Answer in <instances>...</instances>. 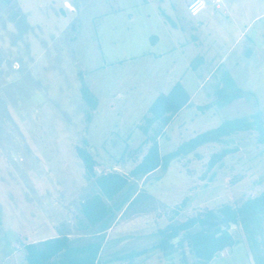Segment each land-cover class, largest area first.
<instances>
[{
  "label": "rangeland",
  "instance_id": "rangeland-1",
  "mask_svg": "<svg viewBox=\"0 0 264 264\" xmlns=\"http://www.w3.org/2000/svg\"><path fill=\"white\" fill-rule=\"evenodd\" d=\"M188 2L0 0V264H27L29 242L96 238L81 207L98 188L77 149H90L96 174L128 175L152 142L144 116L176 83L191 99L158 137L161 154L225 119L264 114V0L207 1L193 13ZM226 72L244 93L221 105ZM232 138L134 178L138 198L104 233L98 264H182L179 247L153 249L160 230L262 191L264 147L254 132ZM223 148L236 149L210 167ZM230 231L241 241L215 264H253L240 228Z\"/></svg>",
  "mask_w": 264,
  "mask_h": 264
},
{
  "label": "trees",
  "instance_id": "trees-1",
  "mask_svg": "<svg viewBox=\"0 0 264 264\" xmlns=\"http://www.w3.org/2000/svg\"><path fill=\"white\" fill-rule=\"evenodd\" d=\"M222 80L223 84L218 89V95L224 99L221 105L242 97L244 90L229 73L226 72ZM82 93L88 103L95 107V98L90 89L83 86ZM190 98V94L178 82L167 94L159 95L151 104L144 116V125L140 128L146 135L153 128V135L148 136L152 142L141 161L128 175L117 171L96 174L98 162L90 149H77L87 176L93 178L98 188L83 201L81 207L88 226L96 227V238L84 243H74L67 234H60L29 242L24 245L27 264H98L104 233L115 223L118 214L138 198L134 178H147L158 169L167 171L173 159L187 155L206 143H228L232 141L233 135L242 132H254L257 143L264 147V114L257 110L249 116L225 119L216 128L197 134L175 150L161 154L158 137L172 118L190 103ZM234 149L236 148H223L213 154L210 167ZM233 225L242 231L243 241L253 264H264V189L236 206L225 203L218 209L206 208L193 216L171 220L159 231L160 238L153 249L170 255L179 247L182 264H188L185 252L187 248L194 257L193 264H209L218 253L229 251L241 241L230 231ZM175 239H178L176 243L173 242Z\"/></svg>",
  "mask_w": 264,
  "mask_h": 264
},
{
  "label": "built area",
  "instance_id": "built-area-1",
  "mask_svg": "<svg viewBox=\"0 0 264 264\" xmlns=\"http://www.w3.org/2000/svg\"><path fill=\"white\" fill-rule=\"evenodd\" d=\"M207 1L211 2L212 5H214L216 8H221V1L222 0H189L187 4L188 10L193 13L198 10H200L202 7H204L207 3Z\"/></svg>",
  "mask_w": 264,
  "mask_h": 264
},
{
  "label": "crops",
  "instance_id": "crops-1",
  "mask_svg": "<svg viewBox=\"0 0 264 264\" xmlns=\"http://www.w3.org/2000/svg\"><path fill=\"white\" fill-rule=\"evenodd\" d=\"M224 5V3H222V6ZM222 6H221V8H222ZM242 34H243V31L241 32V33H239L238 34V38H240L241 36H242ZM191 99V98H190ZM123 211L124 210H122V212H120V214H119V216L123 213ZM118 216V217H119ZM131 222H133V220H130V221H128V222H126L125 224L127 225V224H130ZM53 237H55V236H53ZM49 238H51V237H49ZM40 241V240H39ZM241 244L243 245V247H244V250H245V253H246V257H250L249 255H248V250H247V248H246V246L244 245V243L243 242H241ZM236 246V245H235ZM145 251V250H144ZM143 250H141V251H136V252H133L132 251V253H135V254H139V253H141V252H144ZM230 251V250H229ZM228 252V251H227ZM220 256V253H218L215 257H214V259H212L210 262H209V264H215V259L217 258V257H219ZM251 258V257H250ZM166 263H168V262H166ZM120 264H125V262H121ZM146 264H148V263H146ZM165 264V263H164Z\"/></svg>",
  "mask_w": 264,
  "mask_h": 264
}]
</instances>
